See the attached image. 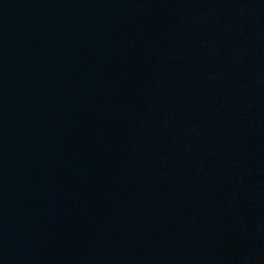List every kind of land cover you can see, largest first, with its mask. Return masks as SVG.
<instances>
[{"label":"water","instance_id":"obj_1","mask_svg":"<svg viewBox=\"0 0 264 264\" xmlns=\"http://www.w3.org/2000/svg\"><path fill=\"white\" fill-rule=\"evenodd\" d=\"M0 264H264V0H0Z\"/></svg>","mask_w":264,"mask_h":264}]
</instances>
